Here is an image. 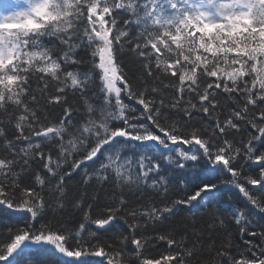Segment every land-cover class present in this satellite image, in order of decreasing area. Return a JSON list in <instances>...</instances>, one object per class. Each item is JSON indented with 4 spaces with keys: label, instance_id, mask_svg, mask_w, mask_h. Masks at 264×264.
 I'll return each instance as SVG.
<instances>
[{
    "label": "snow or ice",
    "instance_id": "6c2138e0",
    "mask_svg": "<svg viewBox=\"0 0 264 264\" xmlns=\"http://www.w3.org/2000/svg\"><path fill=\"white\" fill-rule=\"evenodd\" d=\"M0 264H264V0H0Z\"/></svg>",
    "mask_w": 264,
    "mask_h": 264
}]
</instances>
